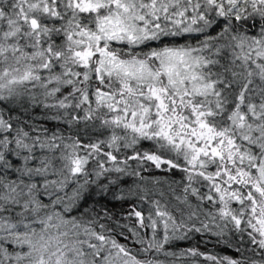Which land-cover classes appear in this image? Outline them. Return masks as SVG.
Segmentation results:
<instances>
[{"label": "snow or ice", "instance_id": "obj_1", "mask_svg": "<svg viewBox=\"0 0 264 264\" xmlns=\"http://www.w3.org/2000/svg\"><path fill=\"white\" fill-rule=\"evenodd\" d=\"M0 264H264V0H0Z\"/></svg>", "mask_w": 264, "mask_h": 264}, {"label": "trees", "instance_id": "obj_2", "mask_svg": "<svg viewBox=\"0 0 264 264\" xmlns=\"http://www.w3.org/2000/svg\"><path fill=\"white\" fill-rule=\"evenodd\" d=\"M117 211H119V207L117 208ZM198 242H199V238H197L195 240H192V241H188V242H181L179 244V247L180 248H185V247H188L190 244L195 245ZM200 247H201V250H204V244L203 243H200ZM209 247L211 248V242H209ZM211 250L216 251L217 249L216 248H211Z\"/></svg>", "mask_w": 264, "mask_h": 264}]
</instances>
